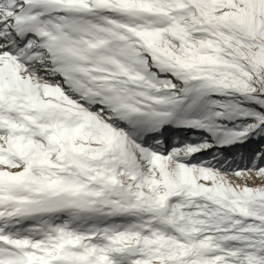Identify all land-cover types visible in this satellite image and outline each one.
Masks as SVG:
<instances>
[{
  "label": "snow or ice",
  "instance_id": "1",
  "mask_svg": "<svg viewBox=\"0 0 264 264\" xmlns=\"http://www.w3.org/2000/svg\"><path fill=\"white\" fill-rule=\"evenodd\" d=\"M0 264H264V0H0Z\"/></svg>",
  "mask_w": 264,
  "mask_h": 264
}]
</instances>
